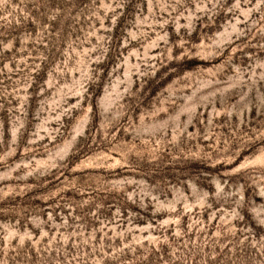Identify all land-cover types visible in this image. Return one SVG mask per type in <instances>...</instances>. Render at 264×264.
Listing matches in <instances>:
<instances>
[{"label":"rangeland","instance_id":"obj_1","mask_svg":"<svg viewBox=\"0 0 264 264\" xmlns=\"http://www.w3.org/2000/svg\"><path fill=\"white\" fill-rule=\"evenodd\" d=\"M0 264H264V0H0Z\"/></svg>","mask_w":264,"mask_h":264}]
</instances>
